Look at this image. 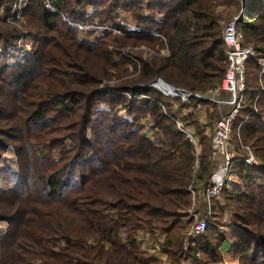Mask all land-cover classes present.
<instances>
[{"label": "trees", "instance_id": "obj_1", "mask_svg": "<svg viewBox=\"0 0 264 264\" xmlns=\"http://www.w3.org/2000/svg\"><path fill=\"white\" fill-rule=\"evenodd\" d=\"M13 1L0 0V264H160L141 250V229L150 241L165 234L161 249L172 264H264V0H56L75 22L117 26L124 12L140 29L93 42H79L60 14L30 0L31 49L7 23ZM234 15L242 44L255 51L246 62L240 136L260 165L234 163L223 203H208L202 197L220 161L211 123L187 116L196 148L168 116L201 101L145 86L159 79L203 92L220 84L229 64L221 22ZM151 31L166 36L170 56L141 60L129 78L134 68L119 69L114 56L124 58L131 45L155 46ZM112 71L128 78L99 89ZM148 115L151 133L138 120ZM192 213L208 227L184 252Z\"/></svg>", "mask_w": 264, "mask_h": 264}, {"label": "built area", "instance_id": "obj_2", "mask_svg": "<svg viewBox=\"0 0 264 264\" xmlns=\"http://www.w3.org/2000/svg\"><path fill=\"white\" fill-rule=\"evenodd\" d=\"M29 1L30 0H14L9 11L10 15L8 14L5 16L7 21H12L16 27L22 28L24 24L23 14ZM43 1L47 9L54 13L60 14L63 22L67 23L69 27L75 28L77 30L80 39L91 40L94 36L103 35L105 33H109L112 35L129 34L124 33L121 28L115 27L112 24H98L94 21L75 22L73 20H70L69 17L59 11L58 8L52 4V0ZM1 13L2 15H5V12H3V10H1ZM238 18L239 16L234 17V19L227 22L223 28V39L226 44V56L229 64L220 84L203 92H191L188 90L170 87L165 85L159 79H155L145 86L147 88L157 87L164 95L167 96L177 97L178 95H180L182 96L183 101L194 98L214 104L219 108L223 106L229 108L225 112L220 113V115L216 114L214 116L213 129L215 139V154L220 158L222 163V176L219 180L213 183L210 188L207 189L205 195L208 203L211 199L219 198L220 192L224 186V182L229 178V174L234 163L241 162L249 166L260 165V161L254 154L252 148L250 146L242 144L240 129L241 126L246 122L247 118L241 120L235 128V120L243 110L246 103V62L255 54L253 48L243 46L242 44L244 37L237 30ZM119 24L121 27L125 26L127 32H140V29L137 28L133 24V22H129L126 19L120 20ZM147 34L158 37L163 42V38L160 33L151 31ZM129 35H135V33H130ZM34 42V36L27 31H24L23 35L18 41L20 45H26L29 49L33 48ZM3 52L4 51L0 49V53ZM221 93H226L228 94V96H222V98H220ZM143 98L149 97L144 95ZM257 99L258 97H256L255 102L257 101ZM165 113L167 112L165 111ZM168 116L175 120V122H177L180 131H182L189 142L197 148V135L195 134L191 126L176 115L168 114ZM142 122H144L149 127V119L146 118L145 120H142ZM148 131L149 133H151L153 131V128L149 127ZM197 162L198 160L196 159V166L198 164ZM194 203L195 202H193V205ZM209 208L210 207L208 204V211ZM191 215L194 217L195 222H193V224L189 226L185 232L183 240L184 250H188L191 242L194 239L204 235L208 227V220L198 221L196 214L192 213Z\"/></svg>", "mask_w": 264, "mask_h": 264}, {"label": "rangeland", "instance_id": "obj_3", "mask_svg": "<svg viewBox=\"0 0 264 264\" xmlns=\"http://www.w3.org/2000/svg\"><path fill=\"white\" fill-rule=\"evenodd\" d=\"M55 1L56 0H52L51 2H52V4L55 6ZM225 7H224V5H220V6H218L217 8H216V11H218V12H220V11H222L223 9H224ZM86 12L88 13L86 16H92V13H93V8H86ZM240 13V12H239ZM238 13V14H239ZM0 14H2L1 13V10H0ZM9 14V13H8ZM64 14V13H63ZM10 15V14H9ZM64 15H66L67 17H69V19H70V16L68 15V14H64ZM120 17L118 18V20H117V26H115V27H118V28H121L123 31H124V33H126L127 31H126V29H125V26H123V27H121L120 26V24H119V22H120V20H128L129 22H133L134 23V20L132 19V17L130 16V15H128L127 17H125L126 15L124 14V12H120ZM239 16V15H238ZM234 17H237L236 15H234L233 16V18H231V19H229V20H227V21H222L221 22V24H222V35H223V28H224V25L227 23V22H229V21H231L232 19H234ZM27 17H24V14H23V21H24V24H23V27L21 28H18V27H16L14 24H13V22L12 21H10V22H8L7 21V23L9 24V25H11V26H14L15 27V29H16V31H18L19 33L21 32L22 34L24 33V31H27L28 33H29V30H28V28L26 27V22H27V19H26ZM15 19V18H14ZM17 20H19V19H17ZM70 20H72V19H70ZM92 21H94V22H97L98 24L100 23V21H99V19L98 18H93L92 19ZM158 22H161V21H159V20H157ZM135 24V23H134ZM156 32V31H155ZM157 33V32H156ZM128 34V33H127ZM160 35L162 36V38H163V44H164V46L163 45H160V44H158V43H156V45L155 46H151V45H136V46H134V45H131L130 47H126L125 49H123L122 50V56H124V58H121V56H114V59H115V61L116 62H118L117 63V67H119V69H125V68H128L129 69V71H132L133 70V68H134V70H133V73L132 74H130L128 77L129 78H133L134 76H136L139 72H140V69H141V63H142V61L141 60H151L152 58H154V57H160V58H162V57H169L170 56V47H169V41H168V39L166 38V36L164 35V34H162V33H160ZM99 36H101V35H97V36H94L91 40L90 39H80V37L78 36V41L80 42V41H89V42H93V41H95ZM114 36V35H113ZM153 37H155V36H153ZM158 38V37H157ZM243 46H246V47H251V46H249V45H244L243 44ZM133 59V60H132ZM131 69V70H130ZM263 72L261 71V73H260V76H261V74H262ZM111 77L109 78V80H103L102 81V83L100 84V86H99V89H103L104 91H105V89H109V88H112V87H114V88H119L120 86H121V84L123 83V80L124 79H126V78H128V77H126V78H124V79H119V78H117L116 76H117V72L116 71H112V73H111ZM260 83H261V81H260ZM126 87H128V86H126ZM129 88V87H128ZM155 88H157V87H155ZM176 88H178V87H176ZM159 91H160V89L159 88H157ZM178 89H183V90H186V89H184V88H178ZM208 90V89H207ZM206 90V91H207ZM189 91V90H188ZM123 92V91H122ZM262 91H260V93H261ZM260 93H258V98H259V95H260ZM118 94H122V93H120V92H118ZM124 94V93H123ZM165 96H167V95H165ZM222 96L223 97H227L228 96V94H226V93H221V95H220V98H222ZM169 97H173V96H169ZM176 98H178V99H181L182 101H183V98H182V96H180V95H178ZM195 100H197V99H194V98H191V99H188L187 101H185L186 103H191L192 101H195ZM174 101V100H173ZM198 101H201V100H198ZM203 102H205V101H201L200 102V105H205V106H201V108H200V110H195L193 107H191V106H189V107H186L185 108V110L186 111H189L190 112V114H195L196 116H197V118L202 122V119H201V116H204V118H205V122H210L211 123V125L210 126H208V131H212V128H213V121H214V116L217 114V115H220V113H223V112H225L226 110H228V107H225V106H223V107H221V108H219L218 106H216V105H214V104H211V103H208V102H205V103H203ZM176 106V105H175ZM174 106V107H175ZM210 107V108H209ZM104 109V108H107V106L106 105H104V104H100L99 105V109ZM181 113L183 112V111H180ZM120 114H122V115H124V113L123 112H121ZM243 114V112L241 113V115H239L237 118H236V120H235V124H238L240 121H241V118H242V115ZM147 117H149V115L147 116ZM139 121H140V123L143 125V126H145L146 124L144 123V122H142L141 120H140V118L138 119ZM148 128L149 127H147V129H146V132H149L148 131ZM193 131H195V130H193ZM213 135H214V129H213ZM214 147H215V143H214ZM219 158V157H218ZM259 160V159H258ZM260 161V160H259ZM218 200L220 201V202H222L223 203V199H221V197L219 196V198H218ZM195 206H196V208H197V206H199L198 205V203L197 202H195ZM196 216H197V220L198 221H202L204 218H202L198 213H196ZM201 218V219H200ZM226 219H227V221L228 222H231V220L229 219V216H227L226 217ZM186 230V229H185ZM185 230H184V232H185ZM138 239L142 242V248H141V250L142 251H144V252H146V253H151V250H152V254H148V255H152V256H154L158 261H159V263L160 264H172L171 263V261H170V259L167 257V255L165 254V253H163L162 252V249H161V245H162V243H164V238H159L160 240L159 241H155L154 243H153V241L152 242H149L148 241V236H146L145 235V233H143V234H141V236H139L138 235ZM183 240H184V238H183ZM183 249H184V246H183ZM184 252H187V250H184ZM146 255V257H149L147 254H145ZM199 256V255H198ZM182 264H190L189 263V261L188 260H185ZM230 264V263H229Z\"/></svg>", "mask_w": 264, "mask_h": 264}, {"label": "crops", "instance_id": "obj_4", "mask_svg": "<svg viewBox=\"0 0 264 264\" xmlns=\"http://www.w3.org/2000/svg\"><path fill=\"white\" fill-rule=\"evenodd\" d=\"M159 21H161V19L159 20ZM134 24V23H133ZM135 25V24H134ZM136 26V25H135ZM157 38V37H156ZM158 39V44H160V45H163L164 46V44H163V42L159 39V38H157ZM201 106L202 105H199V106H197V108H196V110H200V108H201ZM229 109V108H228ZM183 112L181 113V114H179L180 115V117L184 120V121H187V116H189V114H190V112L189 111H186L185 110V108L182 110ZM243 111V110H242ZM242 111L240 112V114L239 115H241V113H242ZM238 115V116H239ZM147 119H149L150 120V118L149 117H146ZM201 119H202V122H204V116H201ZM237 124H235V126H236ZM153 126V124H152V122H151V120H150V122H149V127H151V128H153L152 127ZM148 127V126H147ZM152 134H149V136H151ZM221 176H222V163H221V160L218 162V164H217V166H216V169H215V171H214V173H213V177H212V183H215L217 180H219L220 178H221ZM195 198V197H194ZM204 200H205V202H207L206 200H207V198H206V195L204 194L203 195V197H202ZM197 203H198V205H200V200H197L196 201ZM143 233H145V235L146 236H148V241L149 242H152V241H159L160 239L159 238H164L165 237V234L164 233H162V232H157L156 234H155V237H154V239L153 240H151L150 241V238H151V233L149 232V230H147V229H141V230H139L137 233H136V237H137V239H138V235L139 236H141V234H143ZM138 242L139 243H141L142 244V242L138 239ZM142 248V247H141ZM146 253V252H145ZM150 254H152V251H151V253Z\"/></svg>", "mask_w": 264, "mask_h": 264}]
</instances>
